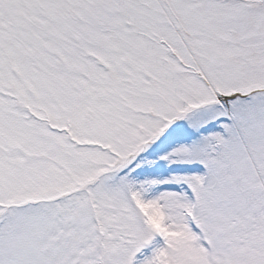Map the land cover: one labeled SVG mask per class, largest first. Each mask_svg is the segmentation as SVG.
<instances>
[{
  "label": "snow or ice",
  "instance_id": "1",
  "mask_svg": "<svg viewBox=\"0 0 264 264\" xmlns=\"http://www.w3.org/2000/svg\"><path fill=\"white\" fill-rule=\"evenodd\" d=\"M0 264H264V0H0Z\"/></svg>",
  "mask_w": 264,
  "mask_h": 264
}]
</instances>
